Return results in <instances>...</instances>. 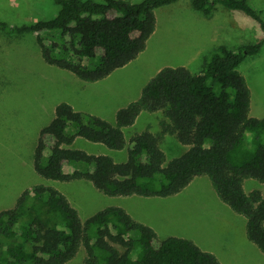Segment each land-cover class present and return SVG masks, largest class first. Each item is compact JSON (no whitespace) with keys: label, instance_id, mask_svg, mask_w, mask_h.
I'll return each instance as SVG.
<instances>
[{"label":"trees","instance_id":"obj_1","mask_svg":"<svg viewBox=\"0 0 264 264\" xmlns=\"http://www.w3.org/2000/svg\"><path fill=\"white\" fill-rule=\"evenodd\" d=\"M60 7L49 20L21 25L0 18L9 36L37 35L43 60L98 82L137 59L156 32V10L178 0H54ZM245 13L264 31L262 13L249 0H195L207 16L217 5ZM264 39L232 50L225 45L205 57L199 73L165 67L140 97L116 114V124L62 102L44 126L33 153L35 172L47 180L89 181L110 197H170L197 177L208 176L219 198L246 218V234L264 253V195L247 193L246 179L264 183V119L250 116L251 91L239 67L258 55ZM162 112L163 132L189 146L167 163L161 136L146 130L127 141L124 129L144 113ZM84 139L111 150H127L117 162L76 147ZM84 264H222L190 239H161L120 206L86 220L59 189L26 188L13 208L0 211V264H67L81 250Z\"/></svg>","mask_w":264,"mask_h":264},{"label":"rangeland","instance_id":"obj_2","mask_svg":"<svg viewBox=\"0 0 264 264\" xmlns=\"http://www.w3.org/2000/svg\"><path fill=\"white\" fill-rule=\"evenodd\" d=\"M137 1V0H136ZM140 1V0H138ZM195 0H178L156 10L158 26L146 50L127 66L98 82L80 80L73 73L47 64L41 57L37 35L9 36L0 31V211L13 208L21 193L36 184L53 186L76 207L82 220L110 206L131 211L150 224L161 239H195L215 251L223 264H264V253L248 240L246 218L234 212L216 193L208 176L197 177L184 191L170 197H110L91 182H60L40 177L33 153L40 130L52 121L62 102L116 124L117 112L137 100L152 77L165 67H187L199 73L213 49L225 45L237 50L264 39L261 25L243 12L219 4L211 16L196 10ZM262 13L264 0H249ZM60 7L54 0H0V18L11 24L54 18ZM251 91L250 116L264 119V46L239 67ZM162 112L142 113L125 128L127 141L149 130L161 136L167 163L188 151L175 134L163 132ZM92 154H105L117 162L127 150L80 139L76 145ZM247 193L264 183L246 179ZM85 251L67 264H84Z\"/></svg>","mask_w":264,"mask_h":264},{"label":"crops","instance_id":"obj_3","mask_svg":"<svg viewBox=\"0 0 264 264\" xmlns=\"http://www.w3.org/2000/svg\"><path fill=\"white\" fill-rule=\"evenodd\" d=\"M153 78V77H152ZM151 78V79H152ZM150 79V80H151ZM143 90V89H142ZM80 111V110H79ZM139 197H141V196H139ZM128 213H132L131 211H127ZM133 214V213H132ZM139 222V221H138ZM140 222H142V221H140ZM144 224V223H143ZM145 225H147V224H145ZM150 224L148 223V225L147 226H149ZM152 228V227H151ZM193 242H195L198 246H200L202 249H204V250H206V251H209L208 249H206L205 247H203L201 244H199L195 239H193L192 240ZM252 243V242H251ZM254 244V243H253ZM255 245V244H254ZM259 249V248H258ZM259 251H261L260 249H259ZM211 253H213V254H215L218 258H219V260H220V257L218 256V254L215 252V251H213V250H211L210 251ZM262 252V251H261ZM263 253V252H262ZM221 261V260H220ZM222 262V261H221ZM223 264V263H222Z\"/></svg>","mask_w":264,"mask_h":264}]
</instances>
